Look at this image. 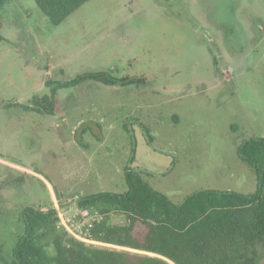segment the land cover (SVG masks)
<instances>
[{
    "label": "rangeland",
    "instance_id": "rangeland-1",
    "mask_svg": "<svg viewBox=\"0 0 264 264\" xmlns=\"http://www.w3.org/2000/svg\"><path fill=\"white\" fill-rule=\"evenodd\" d=\"M0 24V264L25 207L122 194L126 168L176 205L201 190L256 192L236 149L264 138V0H89L56 27L13 0ZM98 72L140 83L85 81L57 90L53 115L23 108Z\"/></svg>",
    "mask_w": 264,
    "mask_h": 264
},
{
    "label": "trees",
    "instance_id": "trees-1",
    "mask_svg": "<svg viewBox=\"0 0 264 264\" xmlns=\"http://www.w3.org/2000/svg\"><path fill=\"white\" fill-rule=\"evenodd\" d=\"M11 1L0 0V9ZM33 1L56 27L89 0ZM117 80L108 72L80 74L70 83L53 86L48 96L34 97L31 107L23 108L53 115L57 90L85 81L116 86ZM118 82V86L140 83L126 78ZM123 129L129 134L126 126ZM232 131L236 132L234 127ZM236 155L255 174L257 187L252 195L201 190L176 205L126 168V192L81 197L76 205L97 212L87 226V238L124 249L80 242L58 225L54 208L25 207L20 220L24 234L4 264H256L258 250L264 248V138L243 141ZM134 161L133 156L128 163ZM114 217H121L122 223Z\"/></svg>",
    "mask_w": 264,
    "mask_h": 264
},
{
    "label": "built area",
    "instance_id": "built-area-1",
    "mask_svg": "<svg viewBox=\"0 0 264 264\" xmlns=\"http://www.w3.org/2000/svg\"><path fill=\"white\" fill-rule=\"evenodd\" d=\"M59 203V202H58ZM55 211L57 213L58 225L63 228L74 239L89 245L98 244L93 240H90L86 236L87 226L89 222L94 221L98 217L97 212L89 211L86 209H79L76 205H69V207L62 208L55 205ZM74 210L73 214H70L71 210Z\"/></svg>",
    "mask_w": 264,
    "mask_h": 264
},
{
    "label": "crops",
    "instance_id": "crops-1",
    "mask_svg": "<svg viewBox=\"0 0 264 264\" xmlns=\"http://www.w3.org/2000/svg\"><path fill=\"white\" fill-rule=\"evenodd\" d=\"M47 188L49 189V191L51 192V187H50V185L49 184H47ZM56 203H58V202H56L55 200H54V206L56 205Z\"/></svg>",
    "mask_w": 264,
    "mask_h": 264
},
{
    "label": "water",
    "instance_id": "water-1",
    "mask_svg": "<svg viewBox=\"0 0 264 264\" xmlns=\"http://www.w3.org/2000/svg\"><path fill=\"white\" fill-rule=\"evenodd\" d=\"M114 223V222H113ZM167 262H169V261H167ZM171 263V262H170ZM172 264V263H171Z\"/></svg>",
    "mask_w": 264,
    "mask_h": 264
}]
</instances>
